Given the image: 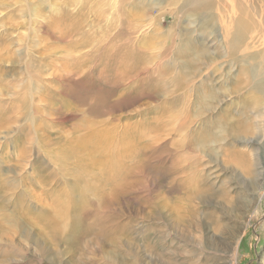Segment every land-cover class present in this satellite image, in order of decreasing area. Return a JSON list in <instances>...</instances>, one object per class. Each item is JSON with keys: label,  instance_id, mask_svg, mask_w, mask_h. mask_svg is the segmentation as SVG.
<instances>
[{"label": "rangeland", "instance_id": "374dc122", "mask_svg": "<svg viewBox=\"0 0 264 264\" xmlns=\"http://www.w3.org/2000/svg\"><path fill=\"white\" fill-rule=\"evenodd\" d=\"M0 264H264V0H0Z\"/></svg>", "mask_w": 264, "mask_h": 264}, {"label": "bare ground", "instance_id": "6f19581e", "mask_svg": "<svg viewBox=\"0 0 264 264\" xmlns=\"http://www.w3.org/2000/svg\"><path fill=\"white\" fill-rule=\"evenodd\" d=\"M197 2V1H196ZM5 15V14H4ZM9 20V19H8ZM11 20V19H10ZM6 22V21H5ZM238 27H241V26H238ZM237 27V28H238ZM243 28V27H242ZM239 29V28H238ZM244 29H247V28H244ZM233 31V30H232ZM241 32V31H240ZM250 32H252V31H250ZM238 33V32H237ZM248 34H249V32H248ZM253 34V33H252ZM229 35H231V34H229ZM246 35V34H245ZM248 36H250V35H248ZM234 37V36H233ZM246 37V36H245ZM244 38V37H243ZM250 40V39H249ZM226 41H229V40H226ZM238 42H240V41H238ZM241 43V42H240ZM244 43V42H243ZM243 43H242V46H243ZM18 44V43H17ZM235 44H239V43H235ZM235 44H234V46H235ZM230 45H228V47H229ZM232 46V45H231ZM12 47V46H11ZM240 47V46H239ZM232 48H234V47H232ZM236 48V47H235ZM237 49V48H236ZM230 50H232L231 48H230ZM9 52V51H8ZM230 52V51H229ZM9 57V56H8ZM261 69V68H260ZM255 70V69H254ZM252 71H253V69H252ZM257 72H259V71H257ZM256 72V73H257ZM253 74V73H252ZM256 76V75H255ZM257 81V80H256ZM255 81V82H256ZM256 86V85H255ZM119 128V127H118ZM111 130V129H110ZM98 132V131H97ZM101 133V132H100ZM99 135V134H98ZM106 136V135H105ZM102 137H103V135H102ZM101 137V138H102ZM110 143H112V142H110ZM112 145V144H111ZM110 147V146H109ZM127 152V151H126ZM208 233V232H207ZM216 238H218L217 236H216ZM216 240H218V239H216ZM220 247H222L221 245H220ZM224 247V246H223ZM234 247V246H233ZM226 248H229V247H226ZM237 249H236V251H235V254H236V252H237V254H238V247H236ZM223 249V248H222ZM227 250H229V249H227ZM232 250V249H231ZM230 250V251H231ZM219 251V250H218ZM221 251V250H220ZM233 253V252H232ZM235 254H233V255H235ZM234 260L236 261V257L234 256Z\"/></svg>", "mask_w": 264, "mask_h": 264}]
</instances>
